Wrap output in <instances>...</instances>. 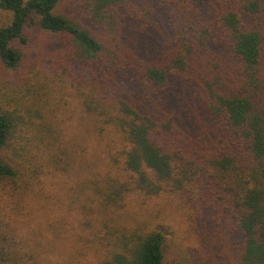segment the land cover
Returning <instances> with one entry per match:
<instances>
[{
    "label": "trees",
    "instance_id": "1",
    "mask_svg": "<svg viewBox=\"0 0 264 264\" xmlns=\"http://www.w3.org/2000/svg\"><path fill=\"white\" fill-rule=\"evenodd\" d=\"M61 1L0 0V8L13 13L0 25V58L12 68L21 63L23 52L12 41H27L23 32L32 13L45 31L68 36L71 60L91 74L93 127L97 133L102 126L118 132L121 171L132 177L109 179L107 200L119 201L137 189L146 194L169 185L184 190L206 178L204 187H213L219 201L231 204L242 233L236 264H264V0H215L205 7L204 0H173L170 24L153 21L151 0H83V16L95 27L82 16L58 12ZM162 2L168 12L170 1ZM157 29L166 36L161 44L152 41ZM188 89L198 91L215 120L214 129L197 137L202 150L171 142L177 125L192 126L174 119L176 113L168 109L175 103L167 99ZM184 114L193 124L194 117ZM20 119L16 109L0 107V150ZM17 175L0 156V176ZM165 240L163 229L124 234L107 264H179L166 260Z\"/></svg>",
    "mask_w": 264,
    "mask_h": 264
},
{
    "label": "rangeland",
    "instance_id": "2",
    "mask_svg": "<svg viewBox=\"0 0 264 264\" xmlns=\"http://www.w3.org/2000/svg\"><path fill=\"white\" fill-rule=\"evenodd\" d=\"M81 1L62 0L58 12L82 16L94 26L83 16ZM151 1L154 22L175 20L173 0L168 12L163 0ZM213 1L204 0L202 7ZM12 17V11L0 8V25ZM29 18L23 32L27 41H12L23 52L21 63L12 68L0 58V107L16 109L21 116L0 150L18 170L16 177L0 176V264H107L122 235L150 229L166 231L167 261L236 264L242 233L228 208L231 204L219 201L213 187H204L206 178L188 183L184 190L169 185L146 194L137 189L119 201L107 200L109 179L132 180L121 171L119 134L106 126L97 133L93 127L95 114L88 109L94 100L91 74L71 60L68 36L42 29L36 13ZM152 34L155 44L166 37L158 29ZM197 92L188 89L167 99L175 103L168 109L176 113L174 119L182 117L192 126L177 125L176 133L170 134L171 142L178 139L187 151L201 149L198 135L215 128ZM184 111L198 126L185 119Z\"/></svg>",
    "mask_w": 264,
    "mask_h": 264
}]
</instances>
